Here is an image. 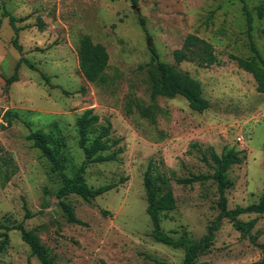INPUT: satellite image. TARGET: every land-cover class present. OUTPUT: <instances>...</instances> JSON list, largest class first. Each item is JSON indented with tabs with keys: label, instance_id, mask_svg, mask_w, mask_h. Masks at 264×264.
<instances>
[{
	"label": "rangeland",
	"instance_id": "1",
	"mask_svg": "<svg viewBox=\"0 0 264 264\" xmlns=\"http://www.w3.org/2000/svg\"><path fill=\"white\" fill-rule=\"evenodd\" d=\"M244 1L253 16V41L264 58V14L256 10L264 0ZM3 11L18 19L20 50L13 46L14 32ZM0 19V222H22L33 230L54 264H182L183 249L151 235L143 185L149 161L153 173L166 177L175 198V207L160 216L161 229L174 238L199 239L219 212L213 179L176 182L193 174L211 175V153L230 148L239 152L240 161L226 172L227 207L257 202L264 190V93L229 57L252 55L240 0H138L137 7L129 0H0ZM189 33L209 41L220 63L176 64L172 53ZM83 35L106 48L105 84L86 81L79 69L76 46ZM150 47L161 61L200 83L206 109H191L180 95L151 97L146 71ZM18 62L17 79L7 84ZM139 107H151L153 120ZM87 109L99 117L88 138L109 121L108 143L118 142L102 152H116L117 159L88 163L84 179L91 187H114L90 201L65 196L84 222L74 224L57 206L58 174L26 136L39 128L49 133L66 173L72 175L84 159L77 119ZM6 111L10 125L3 117ZM1 158L16 168L5 183ZM24 205L29 218H24ZM238 218L255 219L251 234L264 244V216L244 213ZM7 234L0 264H41L19 231ZM259 256L249 237L222 218L212 245L197 262L246 264Z\"/></svg>",
	"mask_w": 264,
	"mask_h": 264
},
{
	"label": "trees",
	"instance_id": "2",
	"mask_svg": "<svg viewBox=\"0 0 264 264\" xmlns=\"http://www.w3.org/2000/svg\"><path fill=\"white\" fill-rule=\"evenodd\" d=\"M129 1L134 7L138 6V0ZM240 1L242 2V11L245 15L246 34L252 55L249 57H240L231 53L229 57L236 62L239 68L252 75L256 83L257 91L264 93V58L259 53L252 38L253 16L251 11L248 9L244 0ZM256 10L257 14L262 16L264 14V4L261 3L256 6ZM2 16L8 17V23L14 32L12 38L13 46L20 50V45L17 42L19 27L16 25V22L18 19L6 11L2 12ZM138 22L141 28L145 30L144 19L138 16ZM38 26L42 27V23L40 22ZM149 50L151 53V62L146 65V71L149 78L151 97H174L180 95L187 100L191 109L198 112L206 109L208 107V101L202 97L200 83L188 72L178 70L174 65L161 61L153 47H150ZM76 51L79 69L84 79L91 83H107L108 76L106 74V68L108 53L106 48L100 43L93 42L89 36L83 35L78 40ZM172 55L176 64L182 61H191L195 62L198 66L208 67L220 63L213 45L194 33L187 34L181 47L175 49ZM18 66L19 62L16 64L12 75L6 79L7 84L17 79L16 70ZM29 66L33 67L32 64H29ZM41 75L45 81L48 80V76L43 73ZM139 111L143 116L153 120L151 107H139ZM9 115V111H6L3 115L4 118L7 117L6 122L8 125L11 124ZM98 119V115L92 113L91 109L82 112L77 119L78 146L83 152L84 159L72 175L66 173L63 159L52 145L49 133L39 128L29 131L26 136L28 140L32 141V145L48 159L51 164V170L56 172L61 180L60 186L55 191V197L58 199V208L62 211L66 221L69 223L84 224L75 215L73 207L63 200L65 196L76 194L83 200L90 201L114 187L112 183L99 187H91L84 179V171L88 163L117 159L116 152L102 153L103 151L109 150L112 144L118 142L116 139L111 144L108 143L107 136L111 127L109 121H106V124L100 127V131L91 140L88 138L90 128L97 123ZM210 157L213 163L211 166L213 170L211 175L193 174L189 177L176 179V182L179 184H190L195 181L202 182L207 179H213L216 183L218 192L216 206L219 212L213 223L207 227L206 233L197 240L185 236L174 238L161 229L160 216L163 212L172 210L175 207V198L172 190L168 187L166 177L158 172L153 173V162L149 161L147 169L144 172L143 185L146 196V213L152 225V237L159 243L173 248L183 249L182 264H201L197 262L198 256L209 250L215 236V231L219 228L220 220L227 218L235 230L244 236H248L250 241L259 249V258L246 264H264V244L256 242L251 234V229L254 227L256 220L249 219L242 221L238 218L239 215L244 213H256L264 216V190L257 202L246 206L238 205L231 209L228 208L225 189L229 181L226 172L232 164L240 161L239 152L230 148L221 152L219 155L211 153ZM1 160L2 164L6 166L2 173V180L5 183L15 173L16 168L15 166L9 168V164H11L9 159L1 158ZM44 193H47V191L44 190ZM42 205L45 207L47 205L46 201ZM24 208V218L31 217L25 205ZM12 229L20 232L21 239L28 245L31 255L35 256L41 264H54L48 256L46 247L40 242L38 235L33 230L25 229L22 222L11 223L8 220L0 222V252L4 251L8 243L7 232Z\"/></svg>",
	"mask_w": 264,
	"mask_h": 264
},
{
	"label": "built area",
	"instance_id": "3",
	"mask_svg": "<svg viewBox=\"0 0 264 264\" xmlns=\"http://www.w3.org/2000/svg\"><path fill=\"white\" fill-rule=\"evenodd\" d=\"M237 141L242 142V137L241 136L237 137Z\"/></svg>",
	"mask_w": 264,
	"mask_h": 264
}]
</instances>
